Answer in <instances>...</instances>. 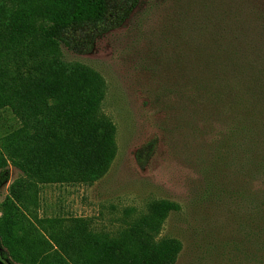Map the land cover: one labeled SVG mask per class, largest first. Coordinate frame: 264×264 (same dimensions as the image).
<instances>
[{"label": "trees", "instance_id": "1", "mask_svg": "<svg viewBox=\"0 0 264 264\" xmlns=\"http://www.w3.org/2000/svg\"><path fill=\"white\" fill-rule=\"evenodd\" d=\"M140 2L0 0V107H9L18 120L4 137L0 186L8 180V162L20 171L0 211L1 258L8 254L22 264L176 263L181 241L159 237L166 217L179 210L173 200L151 201L112 236L91 230L80 217L65 222L38 214L41 184H91L107 172L116 151L114 124L100 112L103 77L83 63L64 60L62 48L91 51ZM216 18L210 49L226 58L227 76L217 80L214 68L210 81L222 90L183 72L177 89L188 103L194 92L208 104L217 103L225 116L224 140L259 149L264 181V0H225V13ZM151 146L136 151L138 162ZM259 202L258 222L264 227L263 192ZM256 263L264 264L263 251Z\"/></svg>", "mask_w": 264, "mask_h": 264}, {"label": "rangeland", "instance_id": "2", "mask_svg": "<svg viewBox=\"0 0 264 264\" xmlns=\"http://www.w3.org/2000/svg\"><path fill=\"white\" fill-rule=\"evenodd\" d=\"M223 12L225 0H141L91 51L62 48L64 60L83 63L103 77L100 112L114 124L116 151L107 172L91 184H41L39 216L65 222L80 217L91 230L112 236L151 201L167 198L179 210L166 217L159 237L181 241L175 264H257L264 252V227L258 222L264 193L260 151L239 139L224 140L225 116L217 103L208 104L195 92L188 103L177 89L183 72L222 90L210 79L214 68L217 80L227 76L226 58L211 51L209 39ZM17 123L9 107H0V157L4 137ZM148 142L151 150L138 162L136 151ZM5 170L0 211L20 175L9 162ZM2 259L22 264L8 254Z\"/></svg>", "mask_w": 264, "mask_h": 264}, {"label": "water", "instance_id": "3", "mask_svg": "<svg viewBox=\"0 0 264 264\" xmlns=\"http://www.w3.org/2000/svg\"><path fill=\"white\" fill-rule=\"evenodd\" d=\"M0 264H7V263L4 262V261L2 260V258L0 257Z\"/></svg>", "mask_w": 264, "mask_h": 264}, {"label": "flooded vegetation", "instance_id": "4", "mask_svg": "<svg viewBox=\"0 0 264 264\" xmlns=\"http://www.w3.org/2000/svg\"><path fill=\"white\" fill-rule=\"evenodd\" d=\"M3 260V259H2ZM4 261V260H3ZM5 262V261H4Z\"/></svg>", "mask_w": 264, "mask_h": 264}]
</instances>
